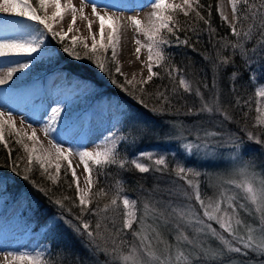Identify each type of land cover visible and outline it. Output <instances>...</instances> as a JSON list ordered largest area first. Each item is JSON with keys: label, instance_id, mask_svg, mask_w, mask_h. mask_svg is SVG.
Returning a JSON list of instances; mask_svg holds the SVG:
<instances>
[{"label": "snow or ice", "instance_id": "obj_1", "mask_svg": "<svg viewBox=\"0 0 264 264\" xmlns=\"http://www.w3.org/2000/svg\"><path fill=\"white\" fill-rule=\"evenodd\" d=\"M36 4L38 6H33L32 0H0V58H5L0 60V69L8 68L6 74L0 77V85H5L12 80L16 72L29 69L47 55L45 33H48L51 39L58 40L62 51L69 57L76 60L88 58L101 72L111 75L106 62L100 57L111 51L112 59H115L121 26L120 17L115 13L145 7L144 0H82L80 8L71 3L62 5L61 0H36ZM88 4L91 5V19L85 14V6ZM49 6L54 9L51 15L47 13ZM149 6L153 11L150 13L152 19L147 28L137 17H129L137 35L146 38V43H142L139 38L135 39L138 45L137 54L141 48L147 50L145 66L149 73L146 79L139 82V91L144 93V85L154 77H161L160 72L154 71V66L161 68L173 83L171 87H158L154 95L161 104L171 106L172 97L178 94L179 89L192 94L193 87L182 75L179 77L178 86L175 83L181 70L168 63L170 57L165 55V49L173 45L169 37H175L176 46H189L195 50L189 36L186 34L181 39L179 33H198L195 25L199 21L207 26L209 32L214 30L210 19L201 15L200 9L204 6L200 0H182L179 4L169 0H151ZM231 6L234 19L230 23V35L235 40L226 42L225 38H221L214 43V48L218 50L215 58H212V64L217 72L233 63V57L221 56L219 49L230 47L232 53H238L246 64L255 56L264 57V0H231ZM65 10L71 12V24L67 32L56 31L54 22H57V18H64ZM77 13L80 19L87 21L90 33L93 23L98 21L99 39L95 33H91L90 45L78 36L69 38L77 20ZM180 13L186 18L192 13L191 20H186L182 25L177 19ZM9 15L26 18L29 22H35L36 27L32 28L31 24L22 21L5 19V16ZM198 39L199 36L196 35V40ZM249 43L253 45L252 48L247 47ZM77 45L81 47L82 55L76 50ZM115 73H121L119 66L115 67ZM237 78V72H232L231 80L235 81ZM87 83L85 81L83 85L87 87ZM112 83L117 84V81L112 79ZM127 84H133V81L129 80ZM118 86L127 90L123 84ZM204 87L207 88L208 85L205 84ZM0 95L3 93L0 92ZM195 95L200 98L202 106L195 112L189 108L186 115H211L215 111L224 120L231 122V117L216 103L215 98L211 104L206 102L199 87L195 88ZM215 95L217 94H214V97ZM255 95L259 101H264V87L256 90ZM240 103L237 99L236 104ZM164 110L163 107L159 109L161 113ZM64 111V108L56 106L49 108L45 113L47 120L42 126V131L48 140L46 148L34 128L31 133L24 130L23 120L22 127L17 128L13 113L7 109L0 110V145L9 148L5 129H10V135L16 137L14 142L20 145L26 154L27 167L23 172L21 173L20 166L15 162L11 165V171L28 182L55 208L53 215L44 225L48 230L45 235L55 234L60 228L68 230L94 259L98 255L105 256L106 259L100 264H224L228 253L247 255L251 251L253 254L264 255V173L258 174L250 170V164L243 157V142L238 139L235 142L229 141L233 149L229 161L233 168L228 174L229 178H221L217 183L211 180L208 182V187L216 189L212 196L201 191V171L177 162L172 171L187 187L173 183L169 188L155 187L151 191L145 189L147 196L140 197L142 209H138L137 200L123 194L122 179L116 180L113 190L108 185L97 187L100 178L109 175L106 169L111 166L124 171L134 169L141 174L164 173L168 171L165 157L160 155L153 159L154 154L151 152L139 153L132 159L122 157L118 145L128 138L118 135L114 130H110L92 151L64 147L63 141L51 138V134L58 131L57 125ZM256 112V123L264 125V106L259 102ZM244 115L247 116V113ZM28 127L31 128V124ZM112 127L115 129V125ZM171 128L177 138L183 137L186 131L182 124L173 123ZM65 133L69 139L75 135L73 123L67 124L59 131L61 137ZM220 136L222 133L217 131H204L203 136L197 132L195 142L183 143L181 147L188 157L195 152L198 158L213 159L218 156L217 148L222 145L209 138ZM247 139L264 145V140L254 132L247 131ZM73 155L78 156L83 166L84 187H81L76 166L70 160ZM145 158L152 163L141 162ZM20 159L21 157L16 158ZM62 161L67 162L63 171L65 175H71L68 187L75 185V197H53L52 187L42 186L33 178V172L38 171L42 178L56 186L62 171ZM103 197H109V202L101 206L100 199ZM241 211L249 217H254L258 223H255V226L247 223L241 217ZM213 222L221 231L213 226ZM134 224L137 226L135 229ZM161 229L173 234L174 244H169L163 239ZM129 233L131 240L126 238ZM211 241H218L219 247L213 248ZM7 255L17 264H53L50 245H38L32 250L24 248L18 253L9 252ZM57 255L59 260L56 264H76L71 253L63 249Z\"/></svg>", "mask_w": 264, "mask_h": 264}, {"label": "trees", "instance_id": "obj_2", "mask_svg": "<svg viewBox=\"0 0 264 264\" xmlns=\"http://www.w3.org/2000/svg\"><path fill=\"white\" fill-rule=\"evenodd\" d=\"M33 6H38L36 0H32ZM200 3L204 6L200 9L201 15L210 19L211 27L214 31L209 32L207 26L202 21L196 23L198 33H185L180 32L181 39L187 34L190 38V42L194 44L195 50L189 46H176L175 40L173 45L165 49V55L170 57L168 63L174 65L180 69V73L177 75L178 80L180 75L193 87V93H184L182 89H179L177 95L172 97V105L161 104L155 98V92L158 87L172 86V81L167 77V73H164L163 69L156 68L157 72L161 73V77H154L151 82L144 86L145 92L141 93L136 89L127 87V90H122L118 85L122 84V78L119 74L115 73V66L112 59L109 57V52L106 56H101L111 71V75L108 72H104L102 75H98V70L93 67H88L86 58L76 60L69 57L62 51V45L58 40H53L49 37L48 33H45V44L48 47V53H53L47 60H40L36 64L32 65V68L38 72V70H45V73L39 75V79L45 78V75H50L54 72L60 71L66 73V79H85L91 81L96 87V93L94 98L103 95H110L118 99L120 102L126 104L121 117L120 133L122 136H127V140L120 143L118 146L119 152L122 157L127 158L128 151L134 148L137 143V139L142 141V147L146 144L155 143L161 139L162 136V121L172 120L178 122H184L191 124L196 119L202 118L204 113L198 115H186L185 113L189 108L195 112L202 104L200 98L195 95V88L199 87L205 97V101L208 103L213 102L215 98L216 103L222 108V110L231 117V122L224 120L221 115L216 113V118L213 122H210L206 127L210 130H222L230 133L234 139H239L241 142H250L247 139V131L254 132L258 137L264 140V128L256 126V108H255V92L257 90L258 83L264 82V57L255 56L249 63H245L244 59L236 53L233 54L231 48L219 49L221 56L233 57V63L222 68L217 72L212 64V58H215L217 48H214V43L221 38H225V41H234L235 38L230 35V28L225 25L217 12V0H200ZM209 12L211 15L209 16ZM14 17V16H13ZM10 18L5 16V19ZM192 14L189 17H184L182 13L177 16V19L183 25L186 20H191ZM17 19H26L17 17ZM33 25L36 27L35 22ZM42 27V26H41ZM196 35L199 39L196 40ZM68 40L66 39L65 43ZM252 44L247 45L248 48H252ZM77 51L82 50L77 47ZM87 64V65H86ZM237 72L238 78L235 81L231 80V73ZM44 72V71H43ZM38 77V76H37ZM254 77L256 81L254 82ZM112 79L117 81V84L112 83ZM37 79H31L26 82H36ZM208 87L205 88L204 85ZM215 85V87H213ZM214 94L215 95L214 97ZM240 100V104H236V100ZM141 100L143 103H141ZM164 108V112L159 111L160 108ZM157 109V111H154ZM247 113V116L244 114ZM157 120H160L159 123ZM217 121V122H215ZM205 124V123H204ZM213 124H219V128H214ZM246 129L247 131H244ZM9 148L11 149V156H9V148H5L0 145V180H4V184L1 189L0 199V216L5 215L8 209L16 206L18 201L24 200L27 205L23 208L19 219L24 220V226L31 232L37 233L42 230L45 223L50 219L55 210L54 206L49 203V200L42 194L35 191V189L26 181L20 178L11 171V165L13 162L20 166L21 173L23 169L27 167L26 155L22 151L20 145L13 142L8 135ZM134 141V142H133ZM220 148H224L221 146ZM17 157H21L20 160H16ZM128 159V158H127ZM131 167V165H128ZM174 167L169 166L168 170L172 171ZM96 169H93L95 173ZM109 173L107 177H101L100 183L97 187L108 185L112 187L114 181L117 179H124L128 176L129 171L118 169L116 166H111L106 169ZM142 175V174H141ZM167 177H173L172 173H169ZM33 178L37 179L42 186L52 187L53 197H59L61 195H67L75 197V185L72 188L68 187L71 182V175L64 174L63 168L59 177L58 184L56 186L51 185L50 181L42 178L38 171L33 172ZM135 178V177H134ZM108 181V184H107ZM137 184H142L141 179L135 181ZM6 186V190H5ZM124 191L130 192L132 189L128 184H123ZM111 195V194H110ZM109 202V197L103 200L100 199V204ZM122 207V206H121ZM137 226L134 224L133 228ZM27 229V230H28ZM48 231V230H47ZM47 231L42 232L40 242L45 245L51 246V259L53 264L59 260L57 255L61 249L65 252L71 253L76 264H100L106 258L104 255H98L95 259L89 252L81 245L68 230L60 228L55 234L49 233L45 235ZM131 240L130 233L126 237ZM250 254V253H249ZM252 255V254H250ZM254 256V255H252Z\"/></svg>", "mask_w": 264, "mask_h": 264}, {"label": "rangeland", "instance_id": "obj_3", "mask_svg": "<svg viewBox=\"0 0 264 264\" xmlns=\"http://www.w3.org/2000/svg\"><path fill=\"white\" fill-rule=\"evenodd\" d=\"M169 2L174 3L172 1ZM181 2L182 0L175 3L179 4ZM69 3L72 4V0H61L62 5H67ZM223 3V0H217V12L225 25L230 28V24L227 23V21H225V19H223V17L221 16V9L224 6L227 11L232 12L231 0L227 1L224 5ZM52 11H54V9L49 6L47 8L48 15H51ZM85 14L88 15L90 19L92 18L90 4L85 9ZM230 17L234 19L233 14ZM8 19L29 23L31 24L32 28H35L33 22H29L26 19H17V17L15 16H10V18ZM70 24L71 12L69 10H65L64 18L62 20L60 18H57V22H54V30H63L67 32ZM76 29H79V31L77 32ZM91 32L95 33L96 38L99 39L98 21L93 23ZM73 35L78 36L81 39H85L89 45L91 44V35L87 27V21L80 19L79 14H77V20L75 25L73 26V32L69 33V38ZM142 36L141 38H144L146 40V38ZM169 38L172 41L175 40V37ZM77 47L81 49L79 45H77ZM52 54L53 53H47V55L44 56L41 60H47ZM109 57L112 59L111 51H109ZM3 59L5 58H0V60ZM112 62L115 67H120L121 73L119 75L122 78V84L125 85V88L130 87L138 90L141 87L139 82L147 78L130 79L127 75H125L124 70L121 68L119 60L116 56L114 60L112 59ZM86 63L88 64H86L88 67L91 66L95 70H98L99 76L104 74V72H101L97 67H95L93 61L89 60L88 58H86ZM156 68L157 67L154 66V71H156ZM143 72L146 73L147 76L149 75L148 70L145 67L143 68ZM43 73H45V70H38L37 72L35 68L30 67L29 69H25L22 72L20 71L18 77L15 80L9 81L5 85H0V92L3 93V95H0V110L7 109L13 113V118L16 122L17 128L22 127L21 121L23 120L24 130L31 133L32 129L34 128L36 130L37 136L40 132L41 134L39 139L47 148L48 140L45 137L44 132L39 129L38 125L42 122L45 123V121L47 120V115L45 113L49 108L60 106L64 108L65 111L61 117L60 123L57 125L58 131L53 132L51 134V138H54L55 141H63L64 147H71L66 144L67 142L65 140L68 134L65 133V135L61 137V135H59V131L64 129L65 126L69 123H73L75 127L80 122L86 121L85 128L87 131L85 135L81 139L80 143L77 146H72V148L92 151L95 149L98 141L110 130H114L118 133V135H121L119 131L121 128L120 115L121 111L126 109V104L120 102L118 99L110 95H100L97 98H94V93H96L97 90L94 84L88 80H75L70 78L69 81L66 80L65 82L66 73L60 71L54 72L50 75H45V78L43 80L41 78L39 79V75H42ZM31 79H37V81L34 83L29 82L28 84H25V82ZM129 80L133 81V84H127V81ZM85 81L88 82L87 87L83 85V82ZM253 81L255 82L256 79L254 78ZM133 85H135V87ZM261 87H264V82L261 84L258 83L257 90ZM61 99L63 100L62 103L58 105L54 104V106H52V103H54V101L56 103ZM258 102L261 106H264V101H259V98L256 97L255 108H257L258 106ZM215 118L216 112L214 111L211 115L208 113H204L201 119L198 118L195 120V122L192 121L191 124L172 120H163L161 139L157 140L155 143L146 144L143 147L142 141L140 139H137V143L134 145V148H131L128 151L127 158L132 159L135 158L139 153L151 152L154 154L153 159L158 158L160 155H163L168 163V168L170 165L174 167L175 164L179 162L182 164V166L199 170L202 173L200 177L201 191L202 193H206L207 195L212 196L216 189L208 187V182L211 180V182L217 183L221 178H229L228 174L232 171L233 168V165L229 161V156L233 151L232 144L229 143V141L231 140L235 142L236 139H234V137L230 133L216 129L217 132L222 133V136L209 139L218 141L222 146H224V148L222 149L218 147V156L213 159L198 158L195 152L191 157H188L185 155V151L182 149L181 145L187 142H195V136L197 132H200L201 136H203L204 131H215L210 130L209 127H206V125H208L210 122H213V119ZM159 121L160 120H157V122L155 123L158 124ZM173 123L182 124L184 126L186 131L184 132L183 137L177 138L176 135L173 134L171 128V125ZM29 124H31V128L28 127ZM113 125H115V129H113ZM255 125L264 128V125H258L257 123H255ZM213 126L214 128H219V124H213ZM10 131V129L6 128L5 135H8L14 142L16 137L11 136ZM90 132L95 133L96 143L94 145L90 144V146H88L87 137ZM26 142L29 144L31 143L28 141ZM243 144V157L244 160L250 164V170L255 171L258 174L264 173V145L257 144L254 141L243 142ZM70 160L74 165L78 167L76 172L80 179V185H84V179L82 178V175L84 176L85 174L78 156L73 155L70 157ZM141 162L146 164L152 163L146 158L141 160ZM61 163L62 168L67 164L66 161H62ZM129 173L130 174L124 177L122 181L124 182V185L128 184L132 190L130 192L124 191L123 194L127 195L130 199H136L138 209H142L140 197L147 196V192L144 191L145 189L151 191L155 187L169 188L173 186V183L187 187L184 181L180 180L175 176V173L173 171L169 170L164 173L150 172L141 175V173L133 169L132 171H129ZM169 173H172L173 177H167ZM139 178L141 179L142 184L135 183V181ZM3 184L4 180H0V193ZM115 186L116 185L114 181V185H112L111 188L115 190ZM141 186H143V188ZM233 191L240 192V190L238 189H233ZM154 194L160 195V193ZM1 198L2 196L0 194V199ZM105 198L107 197H103L102 199L105 200ZM173 199L175 200L176 198ZM193 203L195 202L193 201ZM26 205V201H18L16 206L8 209V212L5 215L0 216V264H17L16 261L12 260V258L7 255L9 252L18 253L19 250H22L24 248L32 250L37 248L38 245H45L40 242V239L42 232L47 231V228H43L42 230H40V232L33 233L24 226V220L19 219V216L21 215L22 210ZM196 207L198 209V205H196ZM249 207L251 208L252 206L249 205ZM137 215H140L139 211ZM241 217L247 223L252 224L253 226H255V223H258V221H255L254 217H249L247 213H244L243 211H241ZM213 226L216 227L218 231H221L219 229V226L215 225L214 222ZM161 232L165 241H167L169 244H174L172 233L168 232L166 229H161ZM211 243L213 245V248L219 247L218 241H211ZM249 253L254 256L250 255ZM224 264H264V255H260L258 253L253 254L251 251H249L247 255L228 253L224 259Z\"/></svg>", "mask_w": 264, "mask_h": 264}, {"label": "bare ground", "instance_id": "obj_4", "mask_svg": "<svg viewBox=\"0 0 264 264\" xmlns=\"http://www.w3.org/2000/svg\"><path fill=\"white\" fill-rule=\"evenodd\" d=\"M169 1H172L174 3L180 2V0H169ZM227 1L229 0H223L224 2L223 5ZM144 3H145V7L143 9H137L133 11H121V12L115 13L116 15L120 17V21H121V26H120V31H119L120 39H119V44L116 49V57L118 58L119 64L121 68L124 70L125 75H127L128 78L130 79L132 78L133 79H138V78L144 79L147 77V74L143 72V68L144 67L147 68L145 66V62L147 60V50L145 48H141L140 53L137 54L136 48L138 47V45L135 43V39L137 38H139L142 41V43H146V40L144 38H141L142 35L137 36L135 27L131 24L129 20V17L135 16L141 20L142 25L145 28L149 26L150 20L152 19L150 16V13L153 11V9L149 6V4L151 3V0H144ZM72 5H74L76 8H80L82 5V0H72ZM88 5L85 6V9L88 7ZM231 15H232V12L227 11L226 8H224L223 6L221 9V16L229 24L233 21V19L230 17ZM7 71H8L7 67L0 69V77H3ZM19 73L20 71L16 72L11 81L15 80L18 77ZM62 102H63L62 99L56 103L54 101V103H52V106H54V104L58 105ZM43 124L44 123L42 122L38 125L39 129L42 130ZM85 126H86V121H82L77 126L74 127L75 135L71 139H69L68 136L65 138L67 142L66 144L68 146H71V147L77 146L80 143L81 139L83 138V136L85 135L87 131ZM40 134L41 133L39 132L38 137H40ZM95 136L96 135L93 132H90L88 134V137H87L88 146H90V144L94 145L96 143ZM103 138L104 136L98 141L96 146L101 143ZM77 169L78 167L76 166L75 170ZM82 178L85 179V175L84 176L82 175ZM81 187H84V185L82 184Z\"/></svg>", "mask_w": 264, "mask_h": 264}]
</instances>
